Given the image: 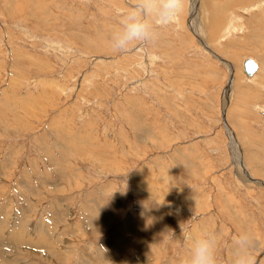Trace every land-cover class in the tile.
Here are the masks:
<instances>
[{
  "label": "rangeland",
  "instance_id": "rangeland-1",
  "mask_svg": "<svg viewBox=\"0 0 264 264\" xmlns=\"http://www.w3.org/2000/svg\"><path fill=\"white\" fill-rule=\"evenodd\" d=\"M129 5L0 0V264H176L181 224L264 264V0L114 50Z\"/></svg>",
  "mask_w": 264,
  "mask_h": 264
},
{
  "label": "clouds",
  "instance_id": "clouds-1",
  "mask_svg": "<svg viewBox=\"0 0 264 264\" xmlns=\"http://www.w3.org/2000/svg\"><path fill=\"white\" fill-rule=\"evenodd\" d=\"M184 0H130L129 8L118 13L119 28L112 33L114 50L124 51L136 42H148L158 35L157 29L178 21ZM181 237L190 242L186 255L176 264H217V239L214 235L193 236L180 225ZM253 240L248 233L234 239L231 264H256Z\"/></svg>",
  "mask_w": 264,
  "mask_h": 264
},
{
  "label": "bare ground",
  "instance_id": "bare-ground-1",
  "mask_svg": "<svg viewBox=\"0 0 264 264\" xmlns=\"http://www.w3.org/2000/svg\"><path fill=\"white\" fill-rule=\"evenodd\" d=\"M232 20V19H231ZM218 21H219V19L217 20V19H214L213 20V22L215 23V26L216 25H218L219 23H218ZM220 25V24H219ZM252 58V57H251ZM246 59H248V58H245L244 59V61H243V72H244V63H245V61H246ZM256 63H257V66H258V70L260 69V65H259V63L257 62V60H255L254 58H252ZM257 75V71L253 74V75H251V76H249V75H247L246 73H245V76L247 77V78H253L254 76H256ZM243 89H241V91H242ZM237 91H238V88H237ZM239 92V98L240 97H245L246 95V93H247V91H246V93H244V91L243 92ZM248 94V93H247ZM237 98V97H236ZM238 99V98H237ZM241 99V98H240ZM261 112V114H262V116H263V112L264 111H260ZM263 119H264V116H263ZM12 233V232H11ZM17 233V232H16ZM11 236V235H10ZM22 236V235H21ZM19 237V236H18ZM21 238V237H20ZM24 238V237H23ZM25 242V241H24ZM30 246H31V244H30ZM60 247V246H59ZM20 258V257H19ZM23 258V257H22ZM54 258V256L52 257V259ZM17 261V260H16ZM4 262V261H3ZM7 262V261H6ZM6 262H4V263H6Z\"/></svg>",
  "mask_w": 264,
  "mask_h": 264
},
{
  "label": "water",
  "instance_id": "water-1",
  "mask_svg": "<svg viewBox=\"0 0 264 264\" xmlns=\"http://www.w3.org/2000/svg\"><path fill=\"white\" fill-rule=\"evenodd\" d=\"M258 70V66L257 63L252 59V58H248L246 59L245 63H244V71L247 75L251 76L253 75L256 71ZM263 116H264V112H263Z\"/></svg>",
  "mask_w": 264,
  "mask_h": 264
},
{
  "label": "crops",
  "instance_id": "crops-1",
  "mask_svg": "<svg viewBox=\"0 0 264 264\" xmlns=\"http://www.w3.org/2000/svg\"><path fill=\"white\" fill-rule=\"evenodd\" d=\"M263 120H264V119H263ZM249 125H250V124H249ZM252 127H254V125H250V128H249V129L251 130ZM26 214H28V213H26ZM26 214H25V215H26Z\"/></svg>",
  "mask_w": 264,
  "mask_h": 264
}]
</instances>
